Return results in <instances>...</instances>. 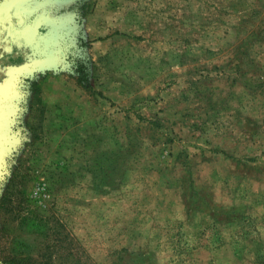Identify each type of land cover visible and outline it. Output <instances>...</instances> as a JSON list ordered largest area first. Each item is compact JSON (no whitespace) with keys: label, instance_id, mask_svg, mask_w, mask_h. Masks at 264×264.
<instances>
[{"label":"rangeland","instance_id":"obj_1","mask_svg":"<svg viewBox=\"0 0 264 264\" xmlns=\"http://www.w3.org/2000/svg\"><path fill=\"white\" fill-rule=\"evenodd\" d=\"M0 264H264V0H0Z\"/></svg>","mask_w":264,"mask_h":264}]
</instances>
